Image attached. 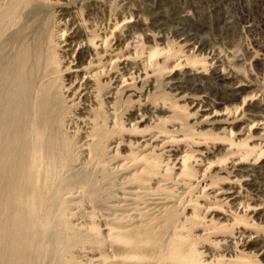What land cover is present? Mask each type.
<instances>
[{
  "label": "bare ground",
  "instance_id": "1",
  "mask_svg": "<svg viewBox=\"0 0 264 264\" xmlns=\"http://www.w3.org/2000/svg\"><path fill=\"white\" fill-rule=\"evenodd\" d=\"M83 1L81 2L83 3ZM70 2V0H67L58 7L61 9L58 14L62 12V15L66 17H64L65 19L51 21L52 17L47 14L44 15L41 21H37L35 25L27 26L17 32H14L16 31L15 29L12 34V42L17 45V51L12 57L10 56L11 58L8 56L9 59L7 58V60L5 59L4 62H1L0 264H76L72 261V258L71 260H66L60 255L63 251H67L70 247L86 240L78 231L76 232L69 228L70 226L67 227L65 225L64 208L68 202V198L65 196L77 188L81 189L91 199L92 203L95 202L96 204V202L101 200L100 185H98L97 180L93 179L90 166L104 167L109 162L110 158H108L107 148L111 136L117 135L124 142L123 136L125 134L141 135L144 132H150L149 139L144 141L140 147L146 148L150 146L152 149H150L149 154L151 155H132L134 157L131 161L135 166L133 170L126 168L125 164L120 167L123 173L127 172L126 175L122 173L124 183L130 185L146 184L160 175L161 158L154 153L155 148L159 147V144L164 145L169 138H172L177 143L182 141L181 137H178V134L182 133V126L171 123L172 120H179V118H166L158 115L159 111H166L165 105L160 106L161 108L155 106L154 109L152 108L153 112L144 111L143 113L141 112V115L137 113L139 118H134L136 104H138L139 110L141 108L144 109L152 95L151 91L147 88L144 94L142 91L144 87L136 86V82L141 79L140 73L138 72L137 75V71L135 73L132 72L133 68L129 59L125 60L124 67L120 69V65L115 60L116 57L113 58L112 55L115 50H113L112 44L114 40L118 43L115 35L116 29L111 30L107 35L100 36L97 29L98 25L94 21L88 26L79 24L76 21V16L67 12L71 5ZM72 2L74 1L72 0ZM26 3L25 0H12L11 4L0 14V40L3 39L2 37L8 25L21 19L20 11H22V6ZM30 5L32 6V4ZM91 7L92 5L86 8L90 19L93 15ZM28 9L32 8L29 7ZM35 10L39 11L40 9ZM23 13L25 14V12ZM54 13L57 14L56 11ZM98 20L100 19L98 18ZM62 21H65V25H70L69 36L67 35L69 32L66 29L56 30L57 23ZM84 22H87V20ZM6 36L9 37V35ZM6 36L5 38L7 39ZM109 38L112 39L109 40ZM65 43L69 50H73L72 48L76 47L79 52L76 57L77 51L75 50L73 58L71 57L72 60L68 62L66 68L62 69L61 64L65 57L61 58L59 56V48L61 44ZM154 52L151 57L155 56L158 58V55H161L163 50ZM11 53L14 52L11 51ZM3 54L5 55L4 52ZM178 65H180V61ZM71 66H75L72 74L79 75L80 73L83 78L67 79L69 83L64 85L62 81L63 74L72 70ZM154 66L157 71L161 70V64L158 61H156ZM144 75L148 77L147 73ZM231 86L233 85L230 77L223 71L221 73L220 71L218 72L217 68L215 70L213 68L209 75L207 73L206 75L194 74L187 71L179 74L174 79L172 78L169 94L182 89L195 92L200 91V89H215L218 92L220 91L222 96L229 97L228 92H231ZM169 96L171 95L162 97L164 102L176 100V97H173L175 99H170L171 97ZM143 101H145L144 104ZM242 106L241 108H243ZM169 108L185 111V109L178 106L176 101L170 103ZM225 112L226 114L223 116L228 114V116L233 115L236 117L239 108H236L232 113L228 109H225ZM138 119H140L141 123L145 122L149 126L145 131L139 130L141 128L136 124ZM170 123L172 124L171 128L169 127ZM225 135L228 137L220 138L219 135H215V140L228 142V147L245 148L240 158L231 162L232 168L243 166L242 173H257L252 166L244 167L248 165L245 161L251 150H253V148L251 150L248 148L250 147L248 146L249 141L238 142L235 140L232 129H229ZM128 144L136 145L140 143L138 141L135 143L129 141ZM118 146L119 144H117V151L119 149ZM223 152H225V155L222 158H218V155L217 159L213 157V159L204 161L202 159L198 160L197 156L196 158L188 154H183L179 157L174 156L172 162L170 158L168 159L171 163L167 165L166 173L172 175L174 172H172V169L179 166L177 170L179 175L177 177L180 176L191 181L196 179L198 174L194 165L205 163L206 169L205 171L202 169L204 173L201 175L203 180L201 192L202 190L205 192L208 188L218 186V181L220 180L219 177H214L213 174L206 176L208 171L213 167L218 169V167L225 166L229 161L228 156L233 154L232 152ZM120 162L122 163V161ZM173 162H176L177 165ZM171 165L172 169H170ZM250 168L252 169L249 170ZM114 172L116 171L114 170ZM245 177H250V175ZM207 178L208 182L206 181ZM241 178H244V176ZM119 179L121 181V178ZM158 184L160 182L156 181V187H138L136 189L145 190L146 192L154 191L160 189ZM258 186L255 180L251 184V189L255 188L253 192L258 190ZM226 189H220L223 191L221 197L223 199L221 201H217L216 198L214 200L219 202L216 205L222 210H224L222 204L229 206V210L226 212L235 218L230 221L226 220V222L233 223V227L244 222L246 212H254L257 208L254 206L252 210L251 205L254 204H248V201H239V197H235L236 193L231 188ZM125 192L124 190V194ZM111 194L112 187L110 185L107 195L110 197ZM201 195L204 194L201 193ZM106 200L104 199V201ZM115 204L117 203L115 202ZM261 206L260 208H262ZM210 207V205H202L196 202L191 216L186 215V207L178 202H165L156 205L155 209L157 211L150 216L142 214L138 216L131 215L133 210L122 212L116 217V223H106V226H109V230L101 239V244L103 246L108 245L110 251L102 252L100 264H205V262L200 260L201 253L197 248L200 237L195 234V229L200 225L198 221L203 222L206 219L199 214L200 210L208 212ZM112 208L114 207L112 206ZM211 224L213 227L207 229V232L214 229L223 230L228 227L213 221V219H211ZM244 226L245 224L243 228ZM228 256L229 261L235 260L234 264H255L254 262H241L246 258H251L249 255L245 257L241 255ZM222 258H225V256ZM219 260L223 259L220 258ZM209 261L206 264H226L215 259Z\"/></svg>",
  "mask_w": 264,
  "mask_h": 264
},
{
  "label": "rangeland",
  "instance_id": "2",
  "mask_svg": "<svg viewBox=\"0 0 264 264\" xmlns=\"http://www.w3.org/2000/svg\"><path fill=\"white\" fill-rule=\"evenodd\" d=\"M66 1L67 0H25L27 3L22 6V11H20L21 19H19V21L17 20L15 22L16 24L12 23L11 25H8L2 37L3 39L0 40V66L2 64L1 62H4L7 58L9 59L10 56L12 57L17 51V45L12 42V34L15 29L16 31L14 32H17L27 26L35 25L37 21H41L44 18V15L47 14L52 17L51 21L65 19L66 17L62 15V12L58 14L61 10L58 7ZM70 1L71 5L67 12L75 15L76 21L79 24L88 26L94 21V23L98 25L97 29L100 36H104V34L107 35L111 30L116 29L117 32H115V35L116 39H118V43L114 40L112 44L114 47L113 50H115L112 55L113 58H118H115V60L120 65V69L124 67L125 60L129 59L133 68L132 72L135 73L137 71V75L138 72L140 73L141 79L136 82V86H143L144 88L142 91L144 94L147 88L151 91L152 95L148 99L144 109L141 108L139 110L138 104H136L134 118H139L137 113L141 115V112L143 113L144 111L153 112L155 106L161 108L165 105L166 111H159L158 115L166 118H179V120H172L171 123H173V125L182 126V133L178 134V137H181L180 139L182 141L177 143L174 142L172 138H169L164 145L159 144V147L155 148L154 153L161 158L162 172L160 171V175L146 184L130 185L124 183V180L122 179L123 171L120 167L125 164L126 168L133 170L135 166L131 160L134 156L140 154L151 155L149 154L150 149H152L150 146H147L146 148L140 147L144 141L149 139L150 132H144L141 135L125 134V136H123L124 142L119 139L117 135L111 136L107 148V152L110 156H108V158H110L109 162L104 167L90 166L93 179L97 180L98 185H100L101 200L96 202V204L94 201V203H92V201H90L91 199L88 198L81 189L77 188L65 196L68 198V202L64 208V215L66 217L65 225L67 227L70 226L69 228L76 232L78 231V233H80L86 240L85 242L83 241L76 246L70 247L67 251L60 253L61 257L66 260H71L72 258V261L76 264H100L102 252L110 251L108 245L103 246L101 244V239L109 230V226H106V223H116V217L122 212L133 210L131 215L138 216L142 214L144 216H150L157 211V209H155L156 205L165 202H178L186 207V215L191 216L195 203L199 202L202 205L206 204L211 206L210 211L208 212L200 210L199 214L206 219L203 220V222L198 221L200 225L195 229V234L200 237L197 248L201 253L200 260L202 262H205L206 264L210 262L209 260L215 259L221 263L234 264L235 260L232 259L229 261L228 255H241L243 257L249 255L251 258H246L241 262L264 264V0ZM81 1H83L84 4ZM11 2L12 0H0V14L4 12ZM30 4H32V6ZM90 5H92L91 8L93 10L91 19L88 17L86 9L87 6ZM25 7H30L32 9L29 10L26 8L27 11H25ZM47 8L49 9L48 11ZM35 9H40L39 11H42L41 14ZM55 11L57 14L54 13ZM23 12H25V14ZM98 18L100 20H98ZM86 20L87 22H84ZM118 28L121 29L119 30ZM64 29H66V31L68 30L67 32L69 33H67V35L69 36L70 25H65V21L57 23L56 30ZM6 35H9V37ZM111 39L109 38V40ZM72 49L73 50H69L66 43L61 44L59 48V56L61 58H66L62 61V69L64 67L66 68L68 62L72 60L71 57L75 53V50L77 51L75 55L77 57L79 52L77 50L78 48L73 47ZM156 49L163 50L162 54L158 55V58L155 56L151 57L154 55V51H157ZM11 51L14 53H11ZM156 61L161 64L160 71H157L154 66ZM179 61L180 65H178ZM71 67L73 68L75 66ZM213 68L214 70L217 68L220 73L223 71L228 77H230L233 86H231V92H228V95H230L229 97L222 96V93L215 89H200L198 92L182 89L179 90L180 92L178 91L169 94V86L172 82V78L174 79L179 74L187 71L194 74L198 73L200 75H206L207 73V75H209ZM74 70L75 69L73 68L70 71L64 72L62 77L64 85H68V80H70V78L71 80H75V78H83V75L80 73V76L78 74H72ZM145 73L148 74V77H145ZM166 95H171L169 96L171 97L170 99H175L173 97H176V100H171L172 102H164L162 97ZM174 101L178 103L179 107L185 109V111L169 108L170 103H173ZM144 103L145 101H143V104ZM241 106L243 108H241ZM236 108H239L236 117L233 115L228 116V114L223 116L226 114L225 109L230 110L232 113ZM142 123L140 119L136 121L138 127L141 128L139 130L145 131L149 126L145 122ZM171 123L169 124L170 128L172 126ZM247 127H249V129H247ZM229 129H232L234 132L233 138L238 142L249 141L248 146L250 147L248 148H250L249 150L253 148V150H251V153L248 156L249 158L247 157V160L245 161L248 165H245L244 167L252 166L257 173H242L243 166L232 168L231 162L239 159L241 153L245 151V148L228 147V142L215 140V135H219L220 138H227L228 136L225 135V133H227ZM171 131L173 130L171 129ZM129 141L132 143L138 141L140 144L129 145ZM117 144H119L118 151ZM223 151H226V153L232 152L233 154L228 156L229 161L225 166L218 167V169L213 167L208 171L206 176H208V174H213L214 177H219L220 180L218 181V186L208 188L205 192L203 190L201 192L203 186L201 175H203V171L206 169L205 163H197L194 165L198 174L196 179H192L191 181L180 176L177 177V175H179V171H177L179 166L172 169L171 165L170 169L174 172L172 175L166 173V167L174 160V156L179 157L183 154H188L193 157L197 156L198 158H196L198 160L202 159L204 161L206 159H213V157L217 159L218 155V158H222L225 155V152ZM169 158L171 159V162L168 160ZM120 161H122V163ZM118 162L119 164H117ZM174 164L177 165L176 162ZM114 170L116 172H114ZM126 173H123V175H126ZM246 175H250V177H245ZM242 176H244V178H241ZM119 178H121V181ZM255 180L259 186L258 190L256 189L257 191L253 192L255 188L251 189V184L254 183ZM156 181L160 182V184H158L159 186L157 185L160 188L158 190L146 192L145 190L136 189L138 187H156ZM206 181L208 182V178ZM109 184L112 187V194L110 197L107 195V191L110 189ZM222 188L225 190H227L226 188H231L233 192L236 193L235 197H239V201H248V204H254L251 205L252 210L254 209V206L257 208L254 212H250L251 214L246 212L244 215L245 220L242 222L243 225L245 224L244 228L241 223L232 227L233 223L230 224V222H226V220L230 221L235 218L226 212L229 210L227 204H222L224 210L216 205L219 203L217 201L223 199L221 198L223 191L220 190ZM245 188L246 190H244ZM124 190L126 191L125 194ZM201 193L204 195H201ZM214 198H216L217 201L214 200ZM104 199H107L108 201H104ZM115 202L117 204H115ZM98 204L99 206H102L99 207L97 206ZM259 205H262V208H260ZM112 206L114 208H112ZM211 219L228 227L223 230L214 229L207 232V229L213 227ZM105 227L108 228L105 229ZM252 249L253 251H251ZM224 256L225 258H222ZM220 258L223 260H219Z\"/></svg>",
  "mask_w": 264,
  "mask_h": 264
}]
</instances>
